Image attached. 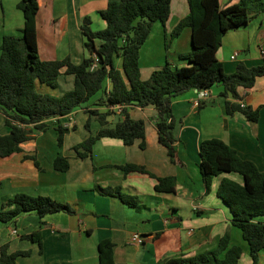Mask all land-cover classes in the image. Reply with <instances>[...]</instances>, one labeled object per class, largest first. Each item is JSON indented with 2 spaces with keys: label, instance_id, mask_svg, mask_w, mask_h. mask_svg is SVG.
I'll list each match as a JSON object with an SVG mask.
<instances>
[{
  "label": "crops",
  "instance_id": "1",
  "mask_svg": "<svg viewBox=\"0 0 264 264\" xmlns=\"http://www.w3.org/2000/svg\"><path fill=\"white\" fill-rule=\"evenodd\" d=\"M19 0H1L0 44L4 35H20L23 26ZM36 31L38 54L41 59L68 57L79 63L88 56L83 42L81 23L90 18V28L103 29L105 22L99 15L111 0H38ZM222 5L233 3L220 0ZM187 0H171L170 13L164 25L153 23L151 31L139 50L140 78L146 80L164 65H186L179 54L191 50V29L185 27L166 44L176 23L187 14ZM236 54L234 59L231 55ZM216 57L226 73H232L242 61L253 66L264 61V12L253 15L244 25L223 34ZM121 66V59H116ZM73 75L61 73L54 89L36 84L41 93L60 95L73 87ZM109 81L105 87L108 89ZM205 97L197 89L187 90L171 98L174 117V161L159 142L155 127L156 109L153 105H131V118L144 121V147L140 140L125 145L120 139L101 137L88 156L80 158L72 146L96 132L98 122L91 118L85 127L88 109L105 111L104 92L94 94L86 103L61 117V123L71 128L65 133L61 146L57 145L54 118L45 120L46 129L35 131L23 143L22 151L10 158H0V202L15 193L49 196L70 204L74 214L55 212L39 217L34 212L22 213L14 221L0 223V244H8V252L29 250L30 255L19 256L15 264H99L97 245L109 239L113 243L115 264H156L173 257H190L216 248L219 238L228 232L230 245H239L242 255L238 264H250L246 241L238 228L230 222V214L215 190L222 177L239 180L233 173L213 178L209 191L199 173V144L204 139L218 138L252 161L264 171V77L256 79L249 89H239L240 100L251 108H259L256 121L247 120L240 112L227 114L224 101L238 99L222 97V87L215 84L206 90ZM107 119L121 120L114 109ZM0 112V133H7ZM57 154L66 156L69 168L60 172L53 168ZM25 155H34L38 162ZM136 164L156 177L174 176L172 192L158 191L156 179L141 172L124 173L118 166ZM120 188L124 194L137 197L138 205L130 207L115 196L105 195L100 188ZM12 230H16L13 234ZM40 230L42 252L38 244L21 238L22 234ZM138 233L142 243L129 242ZM264 263V251L259 256Z\"/></svg>",
  "mask_w": 264,
  "mask_h": 264
},
{
  "label": "trees",
  "instance_id": "2",
  "mask_svg": "<svg viewBox=\"0 0 264 264\" xmlns=\"http://www.w3.org/2000/svg\"><path fill=\"white\" fill-rule=\"evenodd\" d=\"M222 5L220 0H187L188 12L173 27L166 44L179 35L185 27L191 29V50L179 54L186 60L182 66H171L168 61L155 69L148 79L142 80L139 72V50L148 37L154 22L164 25L170 13L171 0H111L99 10L105 22L100 30L90 28V18L84 16L81 32L88 56L79 63L68 57L41 59L38 54L36 14L38 0H19L17 8L22 12L23 26L20 35H4L0 44V112L4 117L7 133H0V158H10L22 151V145L35 131H44L45 120L54 118L57 145L61 146L65 133L71 128L61 123V117L70 114L76 107L86 103L94 94L103 91L105 111L88 109L85 127L94 118L98 129L72 146L80 158L88 156L93 144L101 137L120 139L125 145L140 140L143 148L145 128L142 119L130 117L127 107L153 105L157 111L155 127L158 140L166 148L171 161L175 158V125L171 111V98L187 90L209 89L215 84L222 87L221 96L241 99L239 89L251 88L256 79L264 77V61L247 66L242 61L232 73H226L222 62L216 57L224 33L244 26L250 18L264 12V0H229ZM1 5V0H0ZM97 61H95V58ZM121 59V66L116 59ZM96 64L93 66V64ZM61 73L72 74L73 87L60 95L41 93L36 84L56 88ZM109 81L108 89L105 87ZM116 105H121V120L111 123L110 116ZM227 114L240 112L247 120L256 121L259 108L241 106L238 102L224 101ZM38 162L34 155H25ZM199 173L209 191L214 177L233 173L239 180L222 177L215 194L227 207L230 222L239 229L247 243L250 264H261L260 253L264 251V171L250 160L242 159L235 149L218 138L204 139L199 144ZM56 171H66L69 161L57 154L53 159ZM124 173L141 172L156 179L158 191L172 192L175 177H156L140 165L118 166ZM105 195L115 196L122 203L136 207L138 199L124 194L120 188H100ZM34 212L39 217L55 212L74 214V208L49 196L15 193L0 202V223L14 221L20 214ZM21 238L38 244L42 252L40 230L22 234ZM8 244H0V264H15L19 256L30 255L29 250L8 252ZM113 243L101 240L97 245L99 264H115ZM242 255L239 245H230V236L225 232L215 249L190 257H173L156 264H238ZM264 264V263H263Z\"/></svg>",
  "mask_w": 264,
  "mask_h": 264
},
{
  "label": "built area",
  "instance_id": "3",
  "mask_svg": "<svg viewBox=\"0 0 264 264\" xmlns=\"http://www.w3.org/2000/svg\"><path fill=\"white\" fill-rule=\"evenodd\" d=\"M236 54H237L236 52L234 54H232L231 55V58L234 59L236 57ZM94 58H95V61H97V58L96 57H94ZM95 65L96 64L94 63L93 66H95ZM206 90L207 89L200 90L199 91V96L200 97H205L207 95V91ZM245 91H246V89H245ZM238 100H239V104L241 106H244L245 105L242 100H240V99H238ZM114 109H116L118 112H121L122 106L121 105H116L114 107ZM65 126L68 127L67 124H65ZM12 233L15 234L16 233V230H12ZM128 239H129V242H133V243H137V244L142 243V241H143L142 238H141V236L138 233H132L129 236Z\"/></svg>",
  "mask_w": 264,
  "mask_h": 264
}]
</instances>
